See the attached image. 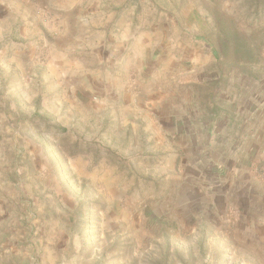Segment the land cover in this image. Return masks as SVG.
<instances>
[{
    "label": "rangeland",
    "instance_id": "374dc122",
    "mask_svg": "<svg viewBox=\"0 0 264 264\" xmlns=\"http://www.w3.org/2000/svg\"><path fill=\"white\" fill-rule=\"evenodd\" d=\"M0 264H264V0H0Z\"/></svg>",
    "mask_w": 264,
    "mask_h": 264
},
{
    "label": "trees",
    "instance_id": "16d2710c",
    "mask_svg": "<svg viewBox=\"0 0 264 264\" xmlns=\"http://www.w3.org/2000/svg\"><path fill=\"white\" fill-rule=\"evenodd\" d=\"M247 54L250 55L249 52H247Z\"/></svg>",
    "mask_w": 264,
    "mask_h": 264
}]
</instances>
